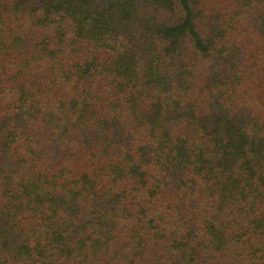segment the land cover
Here are the masks:
<instances>
[{
  "label": "trees",
  "instance_id": "16d2710c",
  "mask_svg": "<svg viewBox=\"0 0 264 264\" xmlns=\"http://www.w3.org/2000/svg\"><path fill=\"white\" fill-rule=\"evenodd\" d=\"M0 264H264V0H0Z\"/></svg>",
  "mask_w": 264,
  "mask_h": 264
}]
</instances>
